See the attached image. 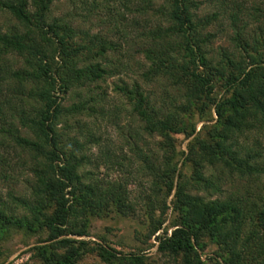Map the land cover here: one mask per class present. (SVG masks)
I'll use <instances>...</instances> for the list:
<instances>
[{
  "label": "trees",
  "instance_id": "trees-1",
  "mask_svg": "<svg viewBox=\"0 0 264 264\" xmlns=\"http://www.w3.org/2000/svg\"><path fill=\"white\" fill-rule=\"evenodd\" d=\"M61 1L0 0L7 18L0 23V180L24 183L0 194V258L13 229L40 236L21 255L41 264H77L90 254L107 264H158L143 251L122 254L88 239L89 215L132 211L128 180L96 171L129 167L127 176L149 180L160 209L147 236L158 234L157 253L175 264H264V196L224 190L235 179L264 187V0H253L248 12L242 3L221 4L203 17L201 0H86L84 16H55ZM93 18L102 28L96 32ZM222 19L232 30L230 48L215 51L211 29ZM132 48L147 63L143 83L166 86L161 100L137 82L115 87L137 120L129 128L136 138L127 141L136 158L129 163L89 122L119 110L96 91L127 68ZM109 53L119 57L109 61ZM209 111L216 125L208 139L197 134L183 152V166L192 167L187 177L178 170L174 136L195 135L196 112ZM145 137L156 138V147ZM94 147L98 158L88 155ZM170 196L179 220L168 234L162 229ZM208 244L216 246L212 254L204 253Z\"/></svg>",
  "mask_w": 264,
  "mask_h": 264
},
{
  "label": "rangeland",
  "instance_id": "rangeland-1",
  "mask_svg": "<svg viewBox=\"0 0 264 264\" xmlns=\"http://www.w3.org/2000/svg\"><path fill=\"white\" fill-rule=\"evenodd\" d=\"M85 1L86 0H62L54 6L53 14H55V16H63L65 14L74 13L82 17L85 15V6L83 5ZM234 1L235 5L237 3L244 4V8L247 9V12L248 9H251V5L253 4V0H201L202 6L200 7L198 15L200 17L210 15L215 12L218 7H221V4L232 5V2ZM6 19L7 18L0 16V23L6 22ZM225 20L222 19V22L213 25V28L211 29L218 35L212 46L213 50L215 51H219L221 48H230L228 38L232 35V30L228 28L227 24H229V21ZM242 20H247V17L242 18ZM96 21V18L92 19V24L94 25L95 30L94 32L102 29L96 25ZM247 21H251L250 29H254L256 27V25H252L251 19L248 18ZM220 23L222 24L223 28L219 27ZM118 57L119 56L117 54L109 53L108 59L109 61L110 59L115 61ZM123 60L125 61L127 68L124 69L125 66L119 68L117 71L119 74L102 81V83H100V90L96 91V93H102L105 91L107 97L106 102H109V107H114L119 110H117V112L108 114V117L105 118L104 121L99 120L95 125H93V122L90 121L89 125L92 133L96 134V136L100 135L102 140L105 141L106 146L111 151H115L117 158L126 156L127 158L131 159L129 160L130 163L134 162L136 158L134 154L135 152H132L133 148L127 143V141L134 142L136 141V138L133 137L131 139L130 135H133V133L129 132V128H131V126L136 127L135 125L137 120L136 118L130 116V111L125 105L126 103L124 104L122 100H120L119 96L115 92V87L117 84L120 85L122 81L130 85H133L134 82H137L138 84L143 85L145 92L150 94L153 98L156 100H161L166 85L161 83L164 81L150 83V85L143 83L140 75L143 71H145L147 63L143 56L136 54V51H134L133 48L130 52L125 54ZM221 95L222 90L219 88V86H217L216 96L221 97ZM70 103V99L66 98L64 105L67 106ZM124 106L126 108H124ZM193 123L195 124V135L191 137H187L185 135L174 136L176 139L177 150L179 152L177 158L178 170L187 177H190L192 167L191 165L187 164L183 166V161L185 158L183 156V152L187 153L189 143L197 134H200L201 137L208 139L210 133L209 130H211L216 125V117L213 111H211V113L209 111V113L203 115L200 112H196ZM254 136L256 135L252 134L251 139ZM145 140L151 149L156 147V138L152 139L145 137ZM259 141L264 148V134L259 137ZM250 142L251 141H249V144ZM138 145L141 146L142 142L139 141ZM98 152L99 149L94 147L90 150L88 155L98 158L100 155ZM88 168L92 169L91 167ZM128 171L132 172L129 167H126L123 171L118 169L109 171L103 167L96 171L99 177L108 176V178L112 180H128V191L130 194L129 204L132 206V211H130L126 216L118 214L112 209L102 211L100 215H89L87 217L86 227L88 239L96 242L103 240L109 247L113 248L117 252H121L122 254L143 251L148 253L147 256H149L150 261L156 262L158 264H175L170 257L157 253V241L154 239V237L158 234L147 238L152 225V220L155 221L158 219L160 211L157 201H155L152 197V191L150 189L151 183L149 180L143 179L141 175H137L135 172L132 175L127 176ZM23 184L24 183H15V181L4 182L3 180H0V194H2L3 197H6L8 191H15L24 188ZM224 190L227 193H235V195H243L245 192H249L254 197L256 194L264 196V187L262 182L255 185L248 184L244 181H237L235 179L233 183L228 181L224 187ZM199 195L204 197L208 196L206 192H201ZM206 198L214 199L216 196H208ZM172 201L173 196H170L167 199L169 208L166 211V214L163 216L165 221L162 230H166L168 234L172 228L178 224L179 220V213L173 209ZM152 206L154 209L153 212H151ZM39 238V235L25 237L22 231L12 229V231H10L7 236H5L1 243L3 256L0 258V264H41L38 260L33 259L29 253L21 255L22 252L33 246ZM214 251H216V246L213 244H208L204 253L212 254ZM119 262V260H115L112 264H120ZM77 264L107 263L102 261L97 254H90L83 257Z\"/></svg>",
  "mask_w": 264,
  "mask_h": 264
}]
</instances>
